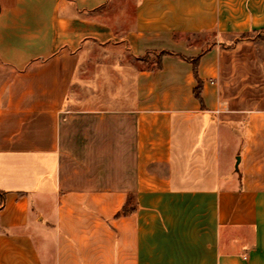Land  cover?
I'll return each mask as SVG.
<instances>
[{
  "label": "crops",
  "instance_id": "crops-1",
  "mask_svg": "<svg viewBox=\"0 0 264 264\" xmlns=\"http://www.w3.org/2000/svg\"><path fill=\"white\" fill-rule=\"evenodd\" d=\"M214 30L264 0H0V264H264V107L216 94Z\"/></svg>",
  "mask_w": 264,
  "mask_h": 264
},
{
  "label": "rangeland",
  "instance_id": "rangeland-1",
  "mask_svg": "<svg viewBox=\"0 0 264 264\" xmlns=\"http://www.w3.org/2000/svg\"><path fill=\"white\" fill-rule=\"evenodd\" d=\"M185 43L192 47L202 48L211 42H217L211 54L214 61L216 94L220 97H230L232 107L245 104L247 107H264V35L249 33L238 35L234 33L222 34L217 30L184 36ZM223 44V45H222ZM109 54L99 52L96 57L106 60ZM153 61L144 65L154 66ZM116 71V70H115ZM114 71V72H115ZM88 72V70H86ZM105 70H92L89 76L94 89L99 91L116 90L120 85L107 84ZM107 77V79H106ZM96 81H95V80ZM240 96L243 98L239 101Z\"/></svg>",
  "mask_w": 264,
  "mask_h": 264
},
{
  "label": "trees",
  "instance_id": "trees-1",
  "mask_svg": "<svg viewBox=\"0 0 264 264\" xmlns=\"http://www.w3.org/2000/svg\"><path fill=\"white\" fill-rule=\"evenodd\" d=\"M244 34H249V33L243 32L240 35H244ZM163 55H175L177 57H180V58L187 60V61H190L192 63L193 74H194V77L196 79V85L193 88V94H194L195 98H197L200 102H202V97H201L202 81L197 75V66H198L200 55L193 57V58H190V57L183 56L181 54L169 52L166 50H161L156 54V60H157L156 66H157V68L161 67L160 58ZM3 201H4V193L0 191V206L2 205Z\"/></svg>",
  "mask_w": 264,
  "mask_h": 264
}]
</instances>
